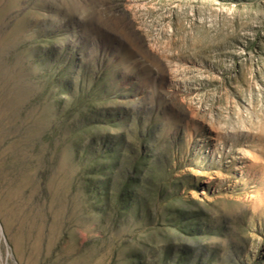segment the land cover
I'll return each instance as SVG.
<instances>
[{"label": "rangeland", "instance_id": "obj_1", "mask_svg": "<svg viewBox=\"0 0 264 264\" xmlns=\"http://www.w3.org/2000/svg\"><path fill=\"white\" fill-rule=\"evenodd\" d=\"M0 264H264V0H0Z\"/></svg>", "mask_w": 264, "mask_h": 264}]
</instances>
